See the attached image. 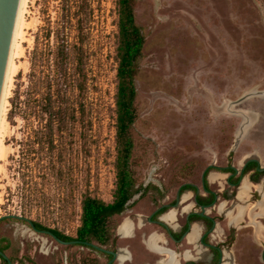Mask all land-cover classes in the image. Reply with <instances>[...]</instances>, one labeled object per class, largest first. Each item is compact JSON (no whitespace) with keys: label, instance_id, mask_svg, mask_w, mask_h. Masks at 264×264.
Instances as JSON below:
<instances>
[{"label":"rangeland","instance_id":"rangeland-1","mask_svg":"<svg viewBox=\"0 0 264 264\" xmlns=\"http://www.w3.org/2000/svg\"><path fill=\"white\" fill-rule=\"evenodd\" d=\"M89 1L92 17L83 43L86 90L82 97H75L76 105L84 104L82 118L77 114V121L68 123L63 136H55L58 148L53 153L28 151L31 146L39 148L29 138L32 125L39 121L28 113L33 74H54L57 58L53 54L44 60L32 57L36 39L47 42L52 53L68 42L71 57L63 69L73 72L72 45L78 33L75 21L65 16L64 0H27L1 129L0 217L20 215L73 237L81 224L83 195L111 202L117 180L118 6L117 0ZM134 13L145 34L136 75L134 147L129 161L137 192L127 209L113 216L115 240L109 244L131 243L143 250L140 236L132 242L116 231L133 215L131 209L142 214L152 209L154 186L164 187L165 194L172 196L185 182L199 184L211 164L240 168L246 159L256 157L264 166V96L259 94L264 91V0H136ZM47 28L49 38L42 40ZM31 92L42 99L47 89L43 85ZM74 93L68 90L69 95ZM245 110L254 112L256 121L239 134ZM51 158L55 171L45 168ZM213 172L217 171L210 170L208 175ZM221 176L209 182L213 189L225 184L226 175ZM252 199L250 193L236 203L245 205L231 247L236 264H264V245L256 238L249 216L253 212V220L260 223L264 214L255 206L258 199ZM217 211L219 207L211 215L219 220V230L227 232L230 218ZM249 222L251 226H244ZM261 230L264 236L262 225ZM0 243L7 245L4 253L12 264H105L107 260L86 246L61 245L17 218L0 221ZM0 264H5L1 258Z\"/></svg>","mask_w":264,"mask_h":264},{"label":"trees","instance_id":"trees-1","mask_svg":"<svg viewBox=\"0 0 264 264\" xmlns=\"http://www.w3.org/2000/svg\"><path fill=\"white\" fill-rule=\"evenodd\" d=\"M63 9L66 11L68 21L73 20L75 29L78 33L77 42L72 45L75 51V67L73 72L63 69L69 63L71 57L68 52V42L58 45L57 51L52 53L47 42L36 39V45L32 51V57H57L54 61V74L37 77L33 74L34 86L32 90H38L45 85L47 93L40 98L32 97V90L28 97V113H33L39 118L38 125L31 127L30 141L36 143L39 148L31 146L29 152H36L37 149L45 150L46 153H53L58 147L55 136L62 137L65 128L70 121H77V114L85 112L82 102L75 103V97H82L86 90L87 75L84 69L85 51L83 43L85 41V29L92 17V7L89 0H64ZM136 0H117L118 6V31L119 41L117 45V88L115 94L116 104V188L113 193V200L106 202L90 194H84L81 200V224L77 229L76 236H69L58 229L49 228L43 224L32 220L33 224L39 229L50 230L63 240L78 239L82 241L94 242L101 245H108L115 240L111 233L112 218L120 214L127 207V202L133 197L137 189L134 187V179L130 171V158L134 147L131 129L136 119L135 102L138 95L136 85V75L139 63L143 58L142 48L145 43L143 28L137 23L134 13ZM42 35V40L49 38V28ZM40 41V42H39ZM42 43V44H41ZM64 83V88H62ZM68 90L74 95H69ZM31 103L37 104L34 108ZM46 144V147H45ZM30 146V145H29ZM52 157V155H51ZM255 161H251L246 166L247 169L254 168ZM46 169L55 171L54 159L45 165ZM256 173L253 180L258 181L260 174ZM9 219V218H4ZM1 219L0 221L4 220ZM27 221L26 219H19ZM6 239H3L5 242ZM90 249L92 247L84 245ZM7 245L0 243V250H6ZM95 250V249H94ZM0 258L7 264V260L0 255ZM10 258V257H9ZM11 260V258H10ZM12 261V260H11Z\"/></svg>","mask_w":264,"mask_h":264},{"label":"flooded vegetation","instance_id":"flooded-vegetation-1","mask_svg":"<svg viewBox=\"0 0 264 264\" xmlns=\"http://www.w3.org/2000/svg\"><path fill=\"white\" fill-rule=\"evenodd\" d=\"M257 165L256 162L255 167L249 169L245 166L243 171L238 172L234 168L236 166L230 163L222 167L213 164L211 166L208 165L201 176L199 184L185 182L176 188L172 196L165 194L164 187L154 186L155 199L151 202L152 209L147 214L133 212V209H131L130 212L133 215L127 217L131 222L129 231L124 235L119 234L118 228L116 231L117 235L124 239H130L132 242L137 236H140L141 239L139 241L143 246V250L139 247L135 248L131 243H127L123 247L117 246V241H115L114 245L110 243L108 248L105 247L108 250L116 251L118 248L126 250L122 260L119 257L111 264H166L171 258L176 264H219L221 256L224 260L225 255L230 264L232 263L229 258L236 264V257L231 247L234 245L235 237L237 236L236 229L238 224H241V218L245 213V205L240 204L243 209L242 213L238 215L240 205L236 204L237 200H245L250 193L254 201H257L259 195L262 198L264 196L258 189H253L251 185L249 193L241 194L239 191L248 173H250V181H248L253 186H257L256 184L261 179H264V173H262L258 181L253 180L257 173ZM213 169L217 171L213 172L217 176L216 179L211 181L210 176L213 173L210 176L208 174ZM223 174L226 175L225 184L213 189L209 182L219 181ZM242 175L244 177L242 182H240ZM130 202H132V199L127 202L128 206ZM217 207L220 210L217 211L218 214L231 218L228 221L227 232L223 228H221L222 231L219 230V220L214 215H211L212 209ZM236 208L237 210L233 211ZM201 212L204 215H201ZM259 213L264 214L261 211ZM251 223L254 224L255 221L251 220ZM251 223L249 222V224L247 223L244 226H251ZM28 225L30 226L29 223ZM195 225H198L199 230L198 234L192 237ZM149 227H153V229L147 232L146 230ZM261 232L262 230L260 231V236H263ZM151 235L155 237L153 246L147 243V239ZM255 235H257L256 228ZM78 245L84 246V244ZM95 251L99 250L95 249ZM99 252L103 253L107 258L106 263L112 258L110 253ZM223 252H225L224 256Z\"/></svg>","mask_w":264,"mask_h":264},{"label":"water","instance_id":"water-1","mask_svg":"<svg viewBox=\"0 0 264 264\" xmlns=\"http://www.w3.org/2000/svg\"><path fill=\"white\" fill-rule=\"evenodd\" d=\"M25 3L26 0H0V136H1L2 122H3L8 80H9V75L11 71L16 44H17ZM259 94L264 96V91L259 92ZM249 161H256L258 164L256 167L257 171L260 172L264 171V166L260 164V160L256 157H250L246 159L240 168L234 167L235 170L237 172L243 171L245 169L246 164ZM243 177L244 176L242 175L240 178V182H242ZM133 198H135V196ZM260 199L263 200L262 196L260 197L259 195L258 200ZM200 214L204 215L203 212H201ZM4 218L26 219L27 222L30 224L29 227L33 231L50 235L56 242H58L61 245L84 244L92 247L93 249L105 253H110L112 254V258L106 264H111L114 260L119 259L118 253L120 248H118L116 251H111L106 249L104 246H101L94 242L82 241L78 239L63 240L59 238L56 234L52 233L50 230L37 228L30 219L24 218L20 215H14V214L4 215L0 217V220ZM224 254L225 252H223V256ZM0 255H2L7 260V264H12L10 258L2 250H0ZM226 260H227L226 255L224 256V260L221 256L219 264H224ZM229 260L231 261L232 264H234L232 259L229 258Z\"/></svg>","mask_w":264,"mask_h":264},{"label":"bare ground","instance_id":"bare-ground-1","mask_svg":"<svg viewBox=\"0 0 264 264\" xmlns=\"http://www.w3.org/2000/svg\"><path fill=\"white\" fill-rule=\"evenodd\" d=\"M26 2H27V0H26ZM25 7H26V3H25ZM25 7H24V12H23V16H22V21H21V25H20V30H19V34H18V39H19V37L21 36V33H22V26H23V23H24V19H25V16H24V13H25ZM17 39V44H16V48H15V53H14V57H13V62H12V66H11V71H10V75H9V80H8V82L12 79V76H13V74H14V72H15V70H16V63H15V60H14V58H15V56H16V54H18V52H19V48H20V43H19V40ZM20 55V54H19ZM18 66V65H17ZM9 92V91H8ZM7 94V93H6ZM225 106H227V105H225ZM230 107L231 106H227V109L229 110L230 109ZM5 110V109H4ZM243 117H244V119H243V122H242V124L240 125V127H239V129H238V133L240 134V133H242V131H243V129L244 128H246L247 127V125H249L250 123H252L254 120H255V113L254 112H252L251 110H245V111H243ZM4 117V116H3ZM3 123V122H2ZM4 124V123H3ZM253 124V123H252ZM252 124H250V126L252 125ZM2 126H4V125H2ZM249 126V127H250ZM248 130V129H247ZM2 135V134H1ZM2 137L0 136V155H2V153H3V144H2V139H1ZM256 152V151H255ZM248 154V153H247ZM216 174H211V181H213L214 179H216ZM250 183H249V181H248V179L247 178H245L244 179V181L242 182V185H241V187H240V193L241 194H247V193H249L250 192ZM257 189H258V191L261 193H264V180L257 186ZM238 205H240V204H238ZM256 206L260 209V211L262 212V213H264V199L263 200H258L257 201V203H256ZM242 206L240 205L239 206V212H238V215H240L242 212ZM259 211V212H260ZM230 212H232V211H230ZM224 213V212H223ZM250 216H251V219H252V221H253V217H254V215L252 214V213H250ZM231 219V218H230ZM234 219V218H233ZM235 221V220H234ZM255 225H256V223H255ZM130 226H131V222H130V219L129 218H125L122 222H121V224L119 225V227H118V231H119V234H126L128 231H129V229H130ZM198 230H199V227H198V225H195L194 226V230H193V233H192V237H195L197 234H198ZM26 231V230H25ZM147 243L150 245V246H153V244L155 243V237H154V235H151L150 237H149V239L147 240ZM125 254H126V250L124 249V248H120L119 249V256L120 257H124L125 256ZM228 257H229V255H228ZM166 264H176L175 263V261L171 258V259H169V261L166 263ZM225 264H230L229 263V261L228 260H226V262H225Z\"/></svg>","mask_w":264,"mask_h":264},{"label":"crops","instance_id":"crops-1","mask_svg":"<svg viewBox=\"0 0 264 264\" xmlns=\"http://www.w3.org/2000/svg\"><path fill=\"white\" fill-rule=\"evenodd\" d=\"M263 180H264V179H263ZM263 180L261 179V180H260V183H261ZM260 183H257L256 185L258 186ZM257 186H256V187H257ZM261 194H264V193L261 192ZM260 200H262V199H260ZM252 214H253V213H252ZM250 217H251V216H250ZM255 223H256V222H255ZM255 223H254V224H255ZM260 223H261V224H260ZM260 223H256V225H255V226H256V227H255V228H256V232H257V235H258V237H256V238H261L260 244L264 245V236H260V231H261V228H260V227H261V225L264 226V222H261V221H260ZM258 224H259V225H258ZM256 241H257V239H256ZM263 251H264V247H263L262 254H261V255H262V260H263V262H264Z\"/></svg>","mask_w":264,"mask_h":264}]
</instances>
